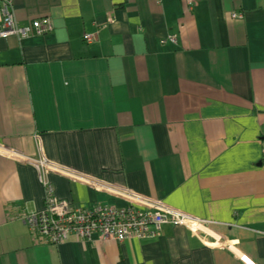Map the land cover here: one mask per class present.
<instances>
[{
  "label": "crops",
  "instance_id": "1",
  "mask_svg": "<svg viewBox=\"0 0 264 264\" xmlns=\"http://www.w3.org/2000/svg\"><path fill=\"white\" fill-rule=\"evenodd\" d=\"M12 13L51 32L0 39V264H264V0H15ZM39 159L69 177L49 182L72 212L129 193L208 222L244 259L172 224L107 250L44 245L28 220L45 190L22 163Z\"/></svg>",
  "mask_w": 264,
  "mask_h": 264
},
{
  "label": "built area",
  "instance_id": "2",
  "mask_svg": "<svg viewBox=\"0 0 264 264\" xmlns=\"http://www.w3.org/2000/svg\"><path fill=\"white\" fill-rule=\"evenodd\" d=\"M14 1L0 0V39L6 40L15 37L24 40L43 37L51 32V22L47 19L34 21L29 25L19 24L12 13ZM132 1L125 0L127 4ZM192 1L185 0L187 4H191ZM236 18L240 19L241 17L233 16V19ZM83 42L87 45H96L98 36L97 34L85 35ZM169 42L177 45L175 38H170ZM22 163L39 170L41 185L45 190V210L28 220L31 231L44 245L58 247L73 239L86 243L99 240L102 249L107 250L111 244H122L129 239H155L161 235L163 228L170 224L182 226L191 232L194 224L203 227L206 229L205 232L199 230L198 234H194V232L192 234L197 237L201 236L206 240V243L215 244L216 239L214 234L208 230V222L184 217L129 193L108 192L114 198L126 202L128 205L124 208L98 206L87 211L72 212L66 203L55 198L49 182L50 176L69 179L61 168L42 159L24 160ZM222 243L226 244L227 242L222 241Z\"/></svg>",
  "mask_w": 264,
  "mask_h": 264
},
{
  "label": "bare ground",
  "instance_id": "3",
  "mask_svg": "<svg viewBox=\"0 0 264 264\" xmlns=\"http://www.w3.org/2000/svg\"><path fill=\"white\" fill-rule=\"evenodd\" d=\"M194 225L195 226L192 228V231L194 232V234H198L199 233V230L202 231V232H205L206 231L205 228L198 227V225H196V224H194ZM214 243H215L214 244L215 247H219V248L223 247V248H226L228 251H230L231 253H233L235 256L244 259V257L241 255V253L236 248H234L232 244H230V243L223 244L222 241L219 240L218 238L216 239V241ZM249 264H251V263H249Z\"/></svg>",
  "mask_w": 264,
  "mask_h": 264
},
{
  "label": "rangeland",
  "instance_id": "4",
  "mask_svg": "<svg viewBox=\"0 0 264 264\" xmlns=\"http://www.w3.org/2000/svg\"><path fill=\"white\" fill-rule=\"evenodd\" d=\"M192 230V229H191ZM194 230V229H193ZM193 232V231H192ZM210 244H212V242H210Z\"/></svg>",
  "mask_w": 264,
  "mask_h": 264
}]
</instances>
